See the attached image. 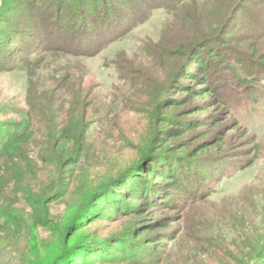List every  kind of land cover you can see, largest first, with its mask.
Masks as SVG:
<instances>
[{
	"label": "trees",
	"instance_id": "obj_1",
	"mask_svg": "<svg viewBox=\"0 0 264 264\" xmlns=\"http://www.w3.org/2000/svg\"><path fill=\"white\" fill-rule=\"evenodd\" d=\"M219 4L221 23L198 30L194 39L182 41L172 52L171 58L182 62L166 80L170 95L157 102L159 110L169 112L160 111L157 124L170 129L157 125L116 133L107 128L112 126L109 113L106 120H95L98 108L92 111L91 107L96 94L85 86L82 67L72 70L69 58L82 62L94 57L149 11L163 6L174 12L184 9L185 1L0 0V72H21L27 82V110L18 119L0 120V234L15 242L24 239L22 264H74L76 258L84 259L76 264L161 263V247L169 234L147 232L171 227L172 217L156 216L161 208L177 209L175 204L188 206L204 198L198 189L200 175L189 160L209 147L199 146L186 158L167 146V140L190 129L199 131L198 139L209 135V107L223 101L220 91L229 86L220 79L231 76L241 85L249 84L261 69L262 58L251 45L253 34L264 32L258 19L264 15L258 8L264 0ZM203 13L199 6L186 19L200 21ZM240 15L256 28L237 35L238 29L247 28L238 20ZM234 41L246 48L233 47ZM246 91L251 93L248 87ZM176 115L181 117L179 126H175ZM96 122L102 128L96 132L98 139L128 141L127 146L112 149L119 159L124 155L123 161L117 155L110 159V167L102 168L108 155L101 156L94 146ZM133 131L137 136H129ZM137 155L133 163L123 164ZM91 160L96 161L93 167ZM61 203L66 205L64 214L54 216L52 209ZM100 203L101 211H95L93 206L99 208ZM131 215H140L135 228L141 230L136 235L131 230L98 240L79 232L91 221L117 222ZM40 228L50 231L47 238H41Z\"/></svg>",
	"mask_w": 264,
	"mask_h": 264
},
{
	"label": "rangeland",
	"instance_id": "obj_2",
	"mask_svg": "<svg viewBox=\"0 0 264 264\" xmlns=\"http://www.w3.org/2000/svg\"><path fill=\"white\" fill-rule=\"evenodd\" d=\"M184 1L185 8L174 12L169 13L163 6L149 11L146 18L138 21L94 57L81 59L82 62L69 58L71 69L82 67L85 86L91 94H96L91 107L92 111L98 108L94 114L95 120L110 117L112 126L107 125V128L112 132L124 130L129 133L131 130L157 127L161 111L157 102L170 95L171 85L166 86V80L177 63L182 62L181 59L171 58L172 52L182 41L194 39L198 30L221 23L223 14L219 3L223 0ZM199 6L204 18L200 21L197 18L186 19L189 12ZM258 8L264 12V4ZM258 19L262 21L260 24H264V15H259ZM238 20L247 24V28L238 29L237 35L250 32L257 26L248 24V19L244 20L241 15ZM261 31L264 29L261 28ZM252 40L251 46L257 49L262 58H257L261 66L254 75L257 79L241 85L233 81L231 76H223L220 82H226L229 86L220 91L223 101L209 107L206 126L211 129L210 134L198 139L199 131L190 129L187 133L179 131L167 140V146L186 158L191 157L199 146L209 147L200 152L198 157L195 155L189 160L200 175L198 189L204 198L188 206L186 203L175 204L179 207L177 209L161 208L156 216L172 217L171 227L147 232L148 235L154 232L169 234L165 245L161 247L160 264H264V32L261 35L253 34ZM232 46L246 48V45L235 41ZM125 60H130L132 66ZM218 67L222 68L221 63ZM142 68L145 74L140 77ZM247 87L251 92L249 95L246 94ZM26 89L23 73L0 72V105L5 108L0 114L1 121L18 119L27 110ZM107 113L109 115L105 118ZM175 117V126H179L181 117ZM158 129L170 127L160 123ZM99 130H102L101 124L96 122L92 129L93 143L97 150L100 149L101 156L108 155L107 161L103 159L102 168L107 165L110 167V159L118 155L112 149L127 146L128 141L116 143L108 139L104 142L97 137L96 132ZM134 131L129 136H137ZM102 137H105V133ZM137 158L138 155L123 164L126 166ZM119 160L123 161L124 155ZM95 162L91 160L90 166L93 167ZM179 199L182 203L181 197ZM93 207L100 212L102 203L99 208ZM65 210L66 205L61 203L51 212L59 216ZM139 216H123L117 222L110 219L90 220L85 229L78 230L98 240L120 236L131 230L136 235L141 230V227L135 228V223L140 221ZM39 231L43 239L50 234L45 228ZM6 235L0 234V264H22L19 254L25 250L24 239L15 242ZM81 260L84 261L83 258H76L74 264Z\"/></svg>",
	"mask_w": 264,
	"mask_h": 264
}]
</instances>
